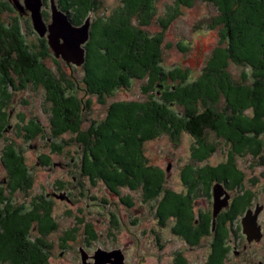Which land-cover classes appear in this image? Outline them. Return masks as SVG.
<instances>
[{
  "label": "rangeland",
  "instance_id": "374dc122",
  "mask_svg": "<svg viewBox=\"0 0 264 264\" xmlns=\"http://www.w3.org/2000/svg\"><path fill=\"white\" fill-rule=\"evenodd\" d=\"M53 1L58 6L57 0H42L43 18L47 23L52 20ZM95 2L99 8L97 12L93 13L92 9H88L87 16L75 20L78 21L77 24L71 21L75 26H80L90 18L89 39L82 45L85 48V60L83 64L78 65L74 62L69 63L62 57L55 56L47 36L41 37L36 31L31 12L29 10L20 11L18 3L25 6V0H0V27L6 25L11 27L16 24L19 27L26 50L33 55H38L41 65L54 73L56 77H60L59 71L63 73V80L66 81L63 87L69 93L71 90L75 107L80 109L78 115H81L84 119L81 124L86 123L81 126L83 132L75 128L76 125H79V121L77 123H66L63 128L65 131L61 134L62 140L56 141L58 137L54 135L51 129L54 127L57 130L64 123L58 125L59 120L54 117L56 114L52 111L56 109V106H53V102L49 101L48 91L43 84L28 83L30 77H33V73H31L28 80L24 78L21 81L18 74L14 75L13 81L15 83H9V78L7 80L3 74H0V85L3 80L7 81L6 90L0 87V94L3 96L0 103H2V112H5L2 116L0 115V118L8 122L6 129L3 131L5 133L4 137L0 140V179L2 180L5 177V169L1 160L3 149L8 142L13 141L22 150L25 165L31 167L33 186L28 194L18 190H11L13 194L7 192L9 195L11 194L9 204L12 202L13 206H19L25 202L27 203V209H31V205L28 204L30 196L35 198L34 203L36 204L39 203L36 198L42 197V202L46 198L50 206L45 204L47 211L45 213L39 212L40 222L45 223V227L54 223L56 228L46 233L45 236H38L40 234L34 229L30 231L33 235L29 241L36 244L35 247L31 248L35 252L37 251L36 255L31 257L30 264L42 263L40 258H36L43 251L42 243L49 247L48 253H45L47 255L45 264H84V251L88 255V262L95 264L94 256L99 249L113 251L118 248L126 254V264H172L177 252L183 250L182 247L188 249L189 245L182 243L179 238L171 234L172 225H175L174 220L167 221L166 227L158 225L154 215V208H158V198L149 197L147 199L148 195L145 191H142V187L129 190L123 186H118L116 181H110L111 185H114L113 182L117 184L116 189L119 195H116L112 190H109L111 185L102 182L93 184L89 179L81 177V163L89 161L92 153L99 151L98 143L103 142L101 131L106 130V106L114 110V115L121 114L119 120L124 121L127 117L130 119L131 108L133 107L136 111V105L149 99L150 96L147 95L149 90L146 89L144 92L143 87L147 84L150 85L153 81L151 83V95L154 94L153 97L156 102L160 104L163 102L168 109L175 111L178 115L183 111L182 109H185L184 105L180 104V106L179 101L177 99L172 100L173 97L171 96L173 91H176L175 87L179 83H174L169 77L151 71V75L148 74L141 79L131 78L125 86L116 84L115 86L103 87L104 97L97 96V100L93 98V104L86 102L84 107L83 98L85 101L89 98V96L84 97L87 89L85 85L87 69L84 65L89 58L87 49L92 42L96 46L99 45L98 26L100 20L102 18L112 19L116 10L122 7V0H95ZM174 3L175 0H159L157 2L158 15L148 27V30L151 34L158 35L161 32L163 34L162 59L160 62V57H158V65L162 66L167 72L177 67L187 69L189 81L196 82L201 80L199 77L203 72V68L214 52L217 49L225 50L229 47L230 38H226L225 33L227 31L225 27L216 26L219 21L218 8L205 0H194L192 5L182 7L177 17L166 28L161 26L158 17L164 16L166 18V16H169L173 11ZM90 8L92 7L90 6ZM63 12L68 17L70 16L67 13L68 11ZM236 17L239 18L235 16L234 20H236ZM231 22L234 28L236 22L233 20ZM99 29H101V24ZM220 33H223L224 37ZM46 48L50 52L48 57H44L42 54L43 50L47 53ZM229 67L230 70H228L231 71L233 78L237 81L242 80L243 84V76L250 70L235 64H230ZM136 73L133 72V74ZM101 76L104 75L99 73L97 78L100 79ZM248 83L251 84L249 81L244 82L245 85H248ZM88 89L92 90L90 87ZM201 92L203 96L209 93L204 85H202ZM5 95L8 97L5 98ZM100 99L106 103V106L98 102ZM198 104L202 106L201 99L198 100ZM217 105L221 109L223 101H220ZM253 108L250 112L255 110V107ZM72 110L75 109L72 108ZM226 117L228 118V115ZM102 118L104 119L102 120ZM108 123V127H110L112 122ZM261 125L264 126L263 121ZM23 126H27L29 129L24 132ZM39 128L40 131L37 132ZM242 128L243 126L239 128L233 124L228 128L231 131L233 130V135L239 138L238 146L240 148L236 147V149H234V144H230L225 139V136L218 135L216 131H208L206 139L211 144L212 151L208 155L203 151L205 153L204 157L195 158V150L200 144L185 129H182L178 135V141L163 135L144 144V154L147 162L153 166L148 171L157 177L159 173L156 170H163L167 180L164 185V192L167 196L169 194L173 196L172 198L175 201L181 199L188 206V209H185L187 218L190 217L187 223L195 230L199 227V224L195 223L194 219H200L199 214L203 210H208V214L211 213V222L209 223L211 227H213L221 213L224 217H232L234 221L228 225L229 232L237 227L241 219L237 215L240 207L236 209V213H233L231 209L229 210L231 202L233 203V191L230 192L233 195L227 199L228 203L219 210L220 213L214 218L215 200L213 199V191L216 183L214 182L215 184L213 183L210 189L211 197L204 195L203 192V189L205 191L207 187L205 180H209V178L203 180L204 170L207 167L215 168L227 165L232 168L231 171L234 174L239 173L242 175L244 172L247 177L246 187L255 194V201L264 203V128H261L258 133L246 134L241 131ZM28 133L34 136L28 138ZM52 135L55 140L51 142L49 138L53 139ZM241 135L249 138L244 146L242 145ZM129 140L131 146L136 147L137 141L134 145L132 136L129 137ZM51 144H55L57 147L51 148ZM59 147H62L61 153ZM133 156L138 157L135 152ZM51 159H53V163ZM49 162L55 164L48 166ZM188 166H193L196 173L190 177L191 180L187 183L188 179L185 178V180L182 177V170L187 169ZM200 177L202 179L199 182ZM223 185L225 187V184ZM129 199L131 201L129 205L123 201ZM147 200L149 201L147 202ZM193 200L196 204L195 211L193 210ZM4 208H2L3 212ZM21 212L24 213V211ZM34 213L38 214V211L30 214L33 216ZM18 218L19 216L16 219L18 220ZM16 219L12 221L19 224ZM30 220V218L23 219L21 221L24 224L23 227L29 226ZM10 228L11 226L9 231ZM9 233L12 234V232ZM252 234L257 236L255 232H252ZM230 236L231 238H227V240H230L228 247L231 248V262H228V264H245L242 262L243 257L236 252L240 250L239 246L241 245L239 244L242 242L238 241L234 234L231 235V232ZM4 240L8 241V238ZM212 240L213 233L211 238H205L202 247H189V253L195 255V264L206 262L208 255L212 253V243L220 250V247ZM223 248L225 249L224 246ZM260 248L264 249V247ZM3 256L5 257V255ZM0 264H14V262L2 259Z\"/></svg>",
  "mask_w": 264,
  "mask_h": 264
},
{
  "label": "trees",
  "instance_id": "16d2710c",
  "mask_svg": "<svg viewBox=\"0 0 264 264\" xmlns=\"http://www.w3.org/2000/svg\"><path fill=\"white\" fill-rule=\"evenodd\" d=\"M158 1L122 0V7L116 10L112 19L102 18L100 20L101 29H99L100 24L98 26L99 45L96 46L93 42L89 44L87 49L89 58L84 65L87 69L85 80L87 89L84 97L89 96V98L87 101L84 98L82 100L84 107L86 102L93 104V98L97 100V96L104 97L103 87L115 86L116 84L125 86L131 78L141 79L143 76L151 75V72L163 74L172 79L174 83H179L175 87L176 91L171 94L172 100L177 99L178 104L185 107L179 115L168 109L163 102L161 104L156 102L153 97L154 94L151 95V83L153 81L150 85L147 84L143 87L144 92L146 89L149 90L147 93L150 96L149 99L136 105V111L133 107L131 108L130 119L127 117L124 121L119 120L121 114L114 115V110L106 106L102 99L98 101L106 106V130L101 131L103 142L98 143L99 151L93 152L91 159L82 164L85 165L86 170L95 171L99 175L98 179L103 178L104 183L109 184V186L111 184L108 181H116L118 186L128 187L132 190L142 187V191H145L148 195L147 199L149 197L159 199L160 193L165 191L164 185L167 182L162 169L158 168L161 171L156 170L159 173L157 177L148 171L153 166L148 164L144 154V144L147 141L163 135L178 141V135L182 129H185L200 144V148L197 146L195 150L194 156L197 158L204 157L205 153L208 155L212 151L211 144L206 139L208 131H216L218 135L225 136V139L230 144H234V149H236V147H239V138L233 135V130L228 129L232 124L239 128L243 126L241 131L245 134L258 133L261 128H264L261 125V122H264V0H205L218 8L219 21L216 26L221 25L226 28L225 35L227 39L230 38V44H228L227 49H217L214 52L203 68V72L199 77L201 80L196 82L189 81L187 69L177 67L167 72L162 66L158 65V57H160V62L162 59L163 34L162 32L158 35L151 34L148 30V27L158 15L156 9ZM193 1L175 0L172 13L166 18L164 16L158 17L160 25L166 28L180 13V9L192 5ZM57 2L61 10L68 11L67 13L71 16L70 20L74 24L78 23V21H75L76 19L80 20L87 16L88 9H92L93 13L99 9L95 4V0H57ZM235 16L239 18L236 17V20H234ZM229 20L236 22L234 28ZM8 26L0 27V74H3L7 80L9 78V83H15L13 81L14 75L18 74L21 81L24 78L28 80L31 73H33V77H30L28 83L43 84L48 91L49 101H52L53 106H56V109L52 111L56 114L54 117L59 120V124H57L64 123L57 130L54 127L52 129L49 127L54 135L58 137L56 141L62 140L61 134L65 131L63 128L68 122L77 123L79 121V125H76L75 128L83 132L81 126L86 123L81 124L84 119L81 115H78L80 109L75 107L71 90L69 93L63 87L66 82L63 80V73L59 71L60 77H56L54 73L41 65L38 60L39 56L31 54L24 47L19 27L16 24L11 27ZM220 34L224 37L223 33ZM46 50L47 53L44 50L42 52L44 57L50 55L49 50L47 48ZM230 64L243 66L250 70V72L244 74L243 80L244 82L249 81L251 84L245 85L244 82L242 84V80H235L230 73L231 71L229 72ZM133 72L137 73L133 74ZM99 73L104 75L100 79L97 78ZM6 82L3 80L0 85L4 90H6ZM202 85L209 92L204 95L205 97L201 92ZM4 97L7 98L8 96L5 95ZM2 98L3 96H1L0 101ZM199 99H201L202 106L198 104V107L197 102ZM220 101H223L221 109L217 105ZM73 104L75 110L72 111ZM133 104L135 105L134 101ZM214 105L216 106L214 107ZM252 106L255 107V110L250 112L251 109H254ZM246 111L249 112L245 114ZM2 114H5V112H2V103H0V115L2 116ZM114 118L118 119L114 120ZM108 122H112L110 127H108ZM237 122L239 123L237 124ZM7 123L5 119L0 118V140L4 137L5 133L3 131L6 129ZM23 129L26 132L29 127L23 126ZM39 131L40 128L37 132ZM32 136L34 135L27 134L28 138ZM131 136L134 138V145L137 141L136 147L131 146L129 140ZM241 137L243 144L240 143L244 146L249 138H245L244 135H241ZM50 140L51 142L54 141L55 137L53 139L49 138ZM50 147L55 148L57 146L51 144ZM58 149L61 153L62 147ZM134 152L138 157L133 156ZM1 160L5 169L4 178L8 182L7 184H0V204L7 198L6 193L8 191L20 187L26 192V187H31L33 183V176L29 172L30 167L25 165L22 150L13 141L5 145ZM188 167L182 170V177L188 179L187 183L191 180L190 177L196 173L193 166ZM231 170L232 168L227 165L215 168L207 167L204 170L203 180L209 178V180H205L209 191L214 182H223L230 191H233L234 201L229 210L231 209L233 213H236V209L239 207L238 212L241 211V206L238 207V205L244 202L245 197L250 196V189L246 187L247 194L238 196L236 191L240 187V182L245 186L247 177L244 172L242 175L239 173L234 174ZM239 176L241 177L240 181ZM201 179L202 177L199 178V182ZM113 184L112 187L110 186V190L119 195L116 189L117 184L115 182ZM240 191L242 193V190ZM162 197V206L160 204L157 209L154 208L155 218L160 215L165 219L174 214L186 216L185 209H188V206L181 199L174 202L173 196H170V194L167 196L166 192L163 193ZM4 210L6 212L0 210V226L1 229L3 227L8 242H2V237H0V260H11L14 264H30L31 257L36 255L37 252L31 248L35 247L36 244H30L28 241L30 240V226L36 228V232L40 234L38 236H45L49 231L56 229L55 224L51 223L45 227L46 224L40 222L39 211L38 214L34 213L32 216L28 212L22 213L18 208H13L11 204H7ZM17 216H19L18 220L16 219ZM25 218L31 219L30 225L27 227H23L24 224L21 222ZM13 219H16L19 224L13 222ZM204 219L211 221L210 214H207ZM185 221L188 222L187 218ZM232 221H234L232 217H224L222 213L218 216L213 237L220 250L216 246L214 247L213 244L212 257L219 259L224 255L225 250L222 248L224 237L229 229L228 222L231 223ZM4 225H6V229ZM179 225L180 228L185 229L188 236L190 231L194 230L196 233L201 227V225H198L199 227L195 230V228L191 229L188 223L183 225L180 223ZM10 226L12 234L9 233ZM36 258H40L41 264H45V260H47L44 251L40 252ZM215 262V259L211 260V264H215Z\"/></svg>",
  "mask_w": 264,
  "mask_h": 264
},
{
  "label": "flooded vegetation",
  "instance_id": "af4514ba",
  "mask_svg": "<svg viewBox=\"0 0 264 264\" xmlns=\"http://www.w3.org/2000/svg\"><path fill=\"white\" fill-rule=\"evenodd\" d=\"M72 108H74V107H72ZM72 108H71V110H72ZM52 160L53 159H51V162H52ZM51 162L48 163L49 165L48 164H46V165L53 166L55 164V163L51 164ZM43 164H45V163L43 162ZM60 166L62 167L61 164H60ZM81 168H82V176L81 177L83 179H87V180L89 179V181L91 183H93V184L97 183V182L104 183V181H103L104 179L103 178L98 179L99 175L96 174L95 171L92 172L90 169L86 170L85 169V165H83L82 163H81ZM29 172H30V174H32L31 173V167L29 169ZM7 182L8 181L5 178L2 179V180L0 179V184L1 185L4 184V183L7 184ZM109 182L110 181H108V183ZM32 186H33V183L31 185V187L27 186L26 187V189H27L26 192H25V190L23 188H20V187L17 188L16 190L21 191L22 193L28 194L29 193L28 191L32 189ZM239 186L238 187L240 189L239 188L237 189V195L238 196L239 195H243V196L246 195L247 194V191L245 190L246 189V184H245V186L243 184H241ZM128 189L132 190L131 188H128ZM226 189L229 190L227 187H226ZM109 190H110V188H109ZM240 190H242V193H241ZM8 192H12V191H8ZM203 192H204V195H207V196L211 197L208 187L205 188V191L203 189ZM12 194H13V192H12ZM250 194H251V196L245 197L244 198V202H242L241 204L238 205V207L241 206V211L237 212V215H238V218L241 217V219H240V222L238 223L237 227L235 229H231L230 232H231V235L232 234L235 235V237H236V239H238V241L242 242L241 244H239V245H241V246H239L240 250H237L236 252L238 253V255L240 254V256L243 257V261H242L243 263H245V264H264V249L260 248V247H264V243H263L264 242V203H262L260 201H255V197L256 196H255V194H253V191L250 190ZM7 195L8 196L5 199V201L3 203H1V206H0L1 209L4 208L5 205L7 206V204H9V202H10V199H11L10 195L11 194L10 195L7 194ZM162 196H163V193L159 195L158 206H160V204L162 202L161 201L162 198H163ZM36 197H38V196H36ZM32 200H34V201H32ZM36 200L39 201L38 204L34 203L35 202V198L30 196L28 204L31 205V207H32L31 209L32 210L31 209H27V203H25V202L20 204L19 206H13L12 202L10 204H11V206L13 208L16 207L20 211H24V212H28V213L35 212V211H39L40 213L46 212L47 210H46L45 204L49 205V201H47L46 198H45L43 200L44 202H42V197H38V198H36ZM232 200H233V198H232ZM123 201L125 203H127L128 205H129V203L131 204L130 199L129 200H123ZM173 201L175 202V200H173ZM161 206H162V204H161ZM231 206H232V202H231ZM195 207H196L195 200H193V210L194 211H195ZM245 208H246V210L244 211ZM4 212H6V211L4 210ZM207 212H208V210L201 211L200 214H199V218L200 219H194L195 217L193 218L195 223H197V224L200 223L199 225H201V228L196 233H195L194 230L190 231L189 232L190 238L188 236V233H186L185 229L180 228V225H179L180 223H181V225L187 223L185 221V219L187 218L186 216H181V215H178V214H174V215H172L170 217H166L165 219H163L159 215L156 218V220L158 222V225H160L161 227H166V222L167 221L170 222V219L174 220L175 225H172L171 234H173L174 236L179 238L182 243L188 244L190 248L195 247V246H201L202 247L203 246L202 243H204L203 241L205 240V238L206 237H210L211 238L212 233L216 229V227H215V229H213V227L210 226V224H209L211 222L210 220L204 219V217L208 214ZM209 213H210V209H209ZM248 213H250L249 214V218L245 219V217H246V215ZM210 215H211V213H210ZM188 220H190V217L187 218V221ZM229 224H230V222H228V225ZM4 227L6 229V225H4ZM32 228L33 227L31 225L29 230L31 231ZM33 229L35 230L36 228L34 227ZM191 229H193V228L191 227ZM207 230H209V231H207ZM30 231H29V237H30L29 239L31 240V237H32L33 233L30 232ZM230 232H229V229H228V231L226 232V235L224 237L223 246L225 247V249L222 246V248L225 250L223 252L224 256H222V257H220L218 259V258L212 257L211 255H208V258L206 259V262L204 264H211V260L212 259L216 260L215 264H226V263L228 264V262L229 263L231 262V259H230L231 258V256H230L231 248L228 247V245H230V240H227V238H231ZM252 232L257 233V236L253 235ZM260 232H261V235L258 236V233H260ZM0 237H2V242H8L7 240H4L5 238H7V235L5 234V231L3 230V227L1 229V226H0ZM213 241L215 242L214 237H213L212 242ZM29 243L33 244L31 241H29ZM41 245L43 247L44 253L47 254L48 251H49V247L46 244H43V243ZM46 247H48V248H46ZM189 247H188V249L182 247L183 250H180L179 251L180 253L177 252V255L174 257L175 260L172 261V264H195V259H196L195 255L189 253ZM214 247H215V244H214ZM45 248H46V251L44 250ZM117 250H119V248ZM121 251L125 255L124 257H125V264H126V262H127L126 254L123 252L122 249H121ZM212 251H213V243H212ZM237 253H236V255H237ZM189 255H191V257H189ZM46 257H47V255H46ZM2 258H4V257H2Z\"/></svg>",
  "mask_w": 264,
  "mask_h": 264
},
{
  "label": "water",
  "instance_id": "95a60500",
  "mask_svg": "<svg viewBox=\"0 0 264 264\" xmlns=\"http://www.w3.org/2000/svg\"><path fill=\"white\" fill-rule=\"evenodd\" d=\"M19 4V3H18ZM42 0H25V6L19 4L21 12L29 10L32 14L34 27L41 37L48 38L49 44L55 52V56L63 58L67 62L83 64L85 60V48L82 46L87 39H89L90 18L83 25L75 26L65 12L60 10L56 3L53 1L52 6V20L47 23L43 18L42 13ZM224 194V198H223ZM214 218L220 213V209L227 204V199L230 197L227 189L222 182H216L214 185ZM247 214L246 218H249ZM254 223V222H253ZM216 225V221L213 228ZM261 235V232L258 233ZM125 255L122 251L113 250L107 251L99 249L94 258L95 264H124ZM116 257V258H112ZM88 255L83 253L84 264H93L88 262Z\"/></svg>",
  "mask_w": 264,
  "mask_h": 264
},
{
  "label": "clouds",
  "instance_id": "9594fccd",
  "mask_svg": "<svg viewBox=\"0 0 264 264\" xmlns=\"http://www.w3.org/2000/svg\"><path fill=\"white\" fill-rule=\"evenodd\" d=\"M214 181H215V180H214ZM215 183H216V182H215ZM222 183H223V182H222ZM223 184H224V183H223ZM225 188H226V187H225ZM227 191H228V193L231 195V193H230L231 191H229V190H227Z\"/></svg>",
  "mask_w": 264,
  "mask_h": 264
},
{
  "label": "bare ground",
  "instance_id": "6f19581e",
  "mask_svg": "<svg viewBox=\"0 0 264 264\" xmlns=\"http://www.w3.org/2000/svg\"><path fill=\"white\" fill-rule=\"evenodd\" d=\"M60 196V195H59Z\"/></svg>",
  "mask_w": 264,
  "mask_h": 264
}]
</instances>
